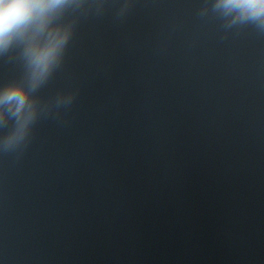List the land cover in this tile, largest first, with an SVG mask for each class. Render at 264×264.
I'll return each mask as SVG.
<instances>
[{
    "label": "clouds",
    "instance_id": "obj_1",
    "mask_svg": "<svg viewBox=\"0 0 264 264\" xmlns=\"http://www.w3.org/2000/svg\"><path fill=\"white\" fill-rule=\"evenodd\" d=\"M103 6V0H0V58L19 59L24 65L20 79L0 85V152L26 146L41 115L72 103V92L49 103L36 93L62 65L78 14L93 7L99 13ZM128 7L125 0L120 14ZM209 11L226 29L250 25L264 33V0H211L201 15Z\"/></svg>",
    "mask_w": 264,
    "mask_h": 264
}]
</instances>
